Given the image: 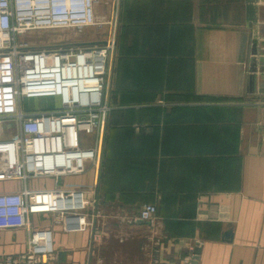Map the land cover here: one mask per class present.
I'll return each instance as SVG.
<instances>
[{
  "label": "crops",
  "instance_id": "crops-1",
  "mask_svg": "<svg viewBox=\"0 0 264 264\" xmlns=\"http://www.w3.org/2000/svg\"><path fill=\"white\" fill-rule=\"evenodd\" d=\"M116 5L100 169L29 182L87 192L82 231L32 217L54 231L53 264H191L196 248L198 264H264V0ZM27 246L26 230H0V256Z\"/></svg>",
  "mask_w": 264,
  "mask_h": 264
},
{
  "label": "built area",
  "instance_id": "built-area-1",
  "mask_svg": "<svg viewBox=\"0 0 264 264\" xmlns=\"http://www.w3.org/2000/svg\"><path fill=\"white\" fill-rule=\"evenodd\" d=\"M102 1L110 0H0V122L7 123L9 132L12 123L16 126L14 134L0 137V182L23 185L20 191L0 193V230L28 233L26 251L0 256V264H53L54 231L38 227L33 216L51 215L66 233L82 231L92 223L86 190H37L29 182L82 175L90 165L100 169L111 109L115 35L104 44L52 49H35L18 38L34 30L94 26L96 7ZM113 2L116 10L119 0ZM38 64L46 67L43 71L48 70V75L55 70L63 78L65 71L73 73L74 84H46L47 77H41L32 88L27 81ZM76 84L81 89L74 95ZM55 97L60 108L29 110L25 106L26 100ZM156 213L155 205L146 204L138 218L150 222Z\"/></svg>",
  "mask_w": 264,
  "mask_h": 264
},
{
  "label": "rangeland",
  "instance_id": "rangeland-1",
  "mask_svg": "<svg viewBox=\"0 0 264 264\" xmlns=\"http://www.w3.org/2000/svg\"><path fill=\"white\" fill-rule=\"evenodd\" d=\"M113 0L101 2L96 9V25L79 29H46L34 30L21 35L18 40L27 42L29 46L35 49L56 48L58 46L70 44H95L96 42H105L109 38L116 36V10ZM103 4H107V11L103 10ZM98 17V19H97ZM116 38V37H115ZM116 52V51H115ZM114 66V65H113ZM112 85V80L110 87ZM110 95V92H109ZM25 106L29 110H39L47 108H60L61 103L58 97L55 98H35L26 100ZM108 118V117H107ZM7 123L0 122V137L14 134L15 123L11 124L12 130H7Z\"/></svg>",
  "mask_w": 264,
  "mask_h": 264
},
{
  "label": "bare ground",
  "instance_id": "bare-ground-1",
  "mask_svg": "<svg viewBox=\"0 0 264 264\" xmlns=\"http://www.w3.org/2000/svg\"><path fill=\"white\" fill-rule=\"evenodd\" d=\"M98 19V17H97ZM41 64V62H39ZM40 64H38V66H36V68H34L32 70V72L30 73L29 76V80L27 81L28 84L34 88V86L36 85V83L38 82L39 78L44 77L46 78V84H52V82L54 81H58V83H60V85L64 84V82H66L67 85L69 84H74V78H73V73H69L67 71H65L63 73L64 78L62 77V74H60L59 71L55 70L54 72H51V74H46L45 72L47 71H43L46 69L45 66H41ZM50 73V72H48ZM48 80V81H47ZM66 86V85H65ZM76 88H74V95H76L79 91V89H81V85L76 84L75 85ZM65 89V88H64Z\"/></svg>",
  "mask_w": 264,
  "mask_h": 264
},
{
  "label": "water",
  "instance_id": "water-1",
  "mask_svg": "<svg viewBox=\"0 0 264 264\" xmlns=\"http://www.w3.org/2000/svg\"><path fill=\"white\" fill-rule=\"evenodd\" d=\"M105 42H96L95 44H104ZM92 44V43H91ZM94 44V43H93ZM79 45H83V44H79ZM233 235V233H232V231H228V232H226L225 233V235H224V240L225 241H231L232 240V236ZM200 252H201V249L200 248H196L195 249V252H194V259L192 260V262H191V264H198V258H199V254H200Z\"/></svg>",
  "mask_w": 264,
  "mask_h": 264
}]
</instances>
